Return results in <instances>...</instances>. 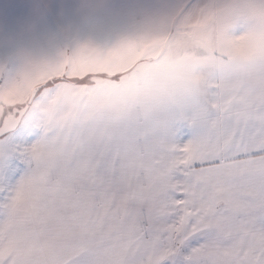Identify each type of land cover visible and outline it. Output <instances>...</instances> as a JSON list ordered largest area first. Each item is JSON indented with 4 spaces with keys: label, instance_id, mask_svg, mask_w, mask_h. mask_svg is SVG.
<instances>
[{
    "label": "snow or ice",
    "instance_id": "6c2138e0",
    "mask_svg": "<svg viewBox=\"0 0 264 264\" xmlns=\"http://www.w3.org/2000/svg\"><path fill=\"white\" fill-rule=\"evenodd\" d=\"M166 56L0 83V264H264V61Z\"/></svg>",
    "mask_w": 264,
    "mask_h": 264
},
{
    "label": "clouds",
    "instance_id": "9594fccd",
    "mask_svg": "<svg viewBox=\"0 0 264 264\" xmlns=\"http://www.w3.org/2000/svg\"><path fill=\"white\" fill-rule=\"evenodd\" d=\"M52 8L51 0H42L39 15ZM63 10L62 5L61 15ZM29 31L33 43L19 47L11 58L15 73H10L7 60L0 62V78L12 85L13 99H30L36 87L66 69L79 72L97 64L112 71L134 65L132 75L139 79L161 52L170 62H178L189 53L209 58L223 49L236 64L254 67L264 61V0H134L130 20L115 44L101 47L92 40L81 41L69 23L59 28L63 45L55 36L48 39L55 55L36 46L40 35L35 23ZM204 79L201 74L194 82ZM8 95L7 88H0V99Z\"/></svg>",
    "mask_w": 264,
    "mask_h": 264
},
{
    "label": "crops",
    "instance_id": "0c3cea01",
    "mask_svg": "<svg viewBox=\"0 0 264 264\" xmlns=\"http://www.w3.org/2000/svg\"><path fill=\"white\" fill-rule=\"evenodd\" d=\"M53 8L43 17L38 6L42 0H0V62L8 61L11 74L16 71L14 52L21 46L32 44L30 26L35 23L40 35L36 46L43 47L48 54L55 55V50L48 44V39L55 36L63 45L64 37L60 26L72 24L73 33L81 41L92 40L101 47H110L119 39L120 33L127 26L134 0H51ZM64 6L61 15V6ZM85 5L82 11H78ZM237 35L240 31L236 32ZM5 82L0 78V83ZM198 129L187 122L182 123L176 133L183 144L194 138Z\"/></svg>",
    "mask_w": 264,
    "mask_h": 264
},
{
    "label": "rangeland",
    "instance_id": "374dc122",
    "mask_svg": "<svg viewBox=\"0 0 264 264\" xmlns=\"http://www.w3.org/2000/svg\"><path fill=\"white\" fill-rule=\"evenodd\" d=\"M25 130L22 128V127H19V129L12 133V136H13V139L16 141V142H19L20 141V138H21V135L22 133L24 132Z\"/></svg>",
    "mask_w": 264,
    "mask_h": 264
},
{
    "label": "water",
    "instance_id": "95a60500",
    "mask_svg": "<svg viewBox=\"0 0 264 264\" xmlns=\"http://www.w3.org/2000/svg\"><path fill=\"white\" fill-rule=\"evenodd\" d=\"M18 129H19V127L16 130H14L13 133L16 132Z\"/></svg>",
    "mask_w": 264,
    "mask_h": 264
}]
</instances>
